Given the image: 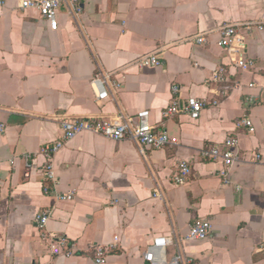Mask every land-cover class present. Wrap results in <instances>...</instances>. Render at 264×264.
Masks as SVG:
<instances>
[{
  "label": "crops",
  "instance_id": "0c3cea01",
  "mask_svg": "<svg viewBox=\"0 0 264 264\" xmlns=\"http://www.w3.org/2000/svg\"><path fill=\"white\" fill-rule=\"evenodd\" d=\"M23 1L0 5V264H95L98 246L109 251L105 264H147L144 254L160 237L170 239L168 259L191 261L182 264H264V32L246 36L253 64L242 69L218 31L261 21L264 0H79L83 12L64 5L57 30ZM152 54L161 66H141ZM221 68L228 84H239L227 98L220 84H206ZM106 76L108 98L99 102L95 80ZM175 86L182 100L219 105L198 120L164 119ZM143 110L170 145L143 151L83 132L53 158L57 183L44 180L41 150L63 135L61 120ZM244 117L254 133L236 125ZM230 136L240 141V161L227 185L221 161L201 152ZM182 162L191 174L176 185ZM68 193L73 200L59 198ZM46 209L52 215L42 231L35 218ZM202 220L211 222V236L183 241ZM49 235L66 238L74 255H52Z\"/></svg>",
  "mask_w": 264,
  "mask_h": 264
},
{
  "label": "built area",
  "instance_id": "2783aa9c",
  "mask_svg": "<svg viewBox=\"0 0 264 264\" xmlns=\"http://www.w3.org/2000/svg\"><path fill=\"white\" fill-rule=\"evenodd\" d=\"M6 0H0V5L5 4ZM70 4L72 13L80 15L83 8L79 0H24L22 9L37 10L43 19L50 25L51 29H58L59 12L64 5ZM220 41L219 45L227 53H235L237 55L234 60L235 65L239 68H247L252 65V60H248L245 55L247 47V35H251L255 31L264 32V16L261 21L242 23V24H226L219 28ZM245 33V35L242 34ZM195 42L199 45L206 43L204 35L195 37ZM141 66H161V60L158 54L147 55L140 59ZM95 82L100 83V89L97 92V100L99 102L108 98L107 86L110 84L109 77H97ZM229 80L226 77L224 69H219L214 73L211 80L206 81V84H220V95L224 98L229 96L232 87L239 88V84L233 86L228 84ZM113 87L119 88L117 83L112 84ZM174 97L170 105L164 109L163 118L169 119L177 115H187L193 120H198L202 112L208 106L219 105V101H201L196 98H188L182 100L179 96V87H173ZM238 127L246 128L250 133L255 132L252 120L249 117L237 120ZM60 126L63 130V135L53 143L45 145L41 154L46 161L42 167L43 177L46 182L53 184L57 183V178L54 173L53 158L63 148V146L71 141L78 134L89 132L114 141H132L138 144L142 150L144 149H163L172 143L166 130L156 131V128L151 124L150 112L143 110L135 116L116 115L113 117H87L84 119L71 121L63 119L60 121ZM5 131V126L0 125V133ZM201 157L205 160H219L223 168L219 172L227 185L232 184L230 178L231 170L235 164L240 161V141L236 136L228 137L222 148L213 147L208 150H202ZM30 157H27L28 159ZM191 174L189 165L182 162L178 166V171L173 175L172 180L176 185H184L187 183ZM44 193L49 194V188H44ZM62 200H73V194L59 195ZM52 211L46 209L40 212L35 218V224L39 230H44L50 220ZM212 225L209 220L196 221L190 226L189 232L182 238L183 241H201L205 240L212 234ZM46 234V233H45ZM44 234V235H45ZM51 239V253L54 256L71 257L74 255V246L70 245L66 238H61L56 235H49ZM170 244V239L160 237L147 248L144 254V261L147 264H182V262L190 263L181 255H175L170 259L167 258L166 250ZM261 250L264 253V243L261 244ZM95 264H105L109 256V251L103 247H95Z\"/></svg>",
  "mask_w": 264,
  "mask_h": 264
}]
</instances>
